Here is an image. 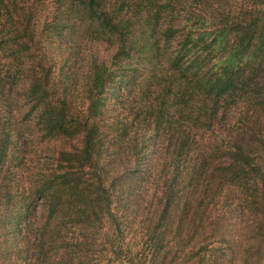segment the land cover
I'll list each match as a JSON object with an SVG mask.
<instances>
[{"label":"trees","instance_id":"obj_1","mask_svg":"<svg viewBox=\"0 0 264 264\" xmlns=\"http://www.w3.org/2000/svg\"><path fill=\"white\" fill-rule=\"evenodd\" d=\"M13 254L264 264V0H0V264Z\"/></svg>","mask_w":264,"mask_h":264},{"label":"rangeland","instance_id":"obj_2","mask_svg":"<svg viewBox=\"0 0 264 264\" xmlns=\"http://www.w3.org/2000/svg\"><path fill=\"white\" fill-rule=\"evenodd\" d=\"M62 6V4H55L52 5V9H51V14L52 13H56L58 12V9ZM68 9H66L67 11ZM84 26H80L81 30H88L86 28H83ZM80 35H72L69 36L68 39L66 40H57L55 37H53V40L50 44L49 41H47L45 43L46 47H47V56L49 57H53L54 59H56L59 63H62V61L65 58V51H64V47L67 45H72V41H75L76 44H79L78 39H79ZM83 38H81L82 41ZM67 42H70L69 44H65ZM50 47V49H49ZM103 47L100 46H95L94 50H98L100 53H102L103 51ZM59 63L56 62V68H59ZM120 96L123 95V93L119 94ZM127 107V103L123 104L122 106L119 105L118 101H111L110 99H108L107 101V108H108V115H112L113 117H120V118H125L124 121H129V119L131 117H127L126 113L123 111L125 108ZM126 122V123H127ZM129 123V122H128ZM153 157H151L152 161H153ZM147 163H149L148 160H146ZM152 197V193L147 194L145 197L139 199L135 205H131V209L129 211V215L127 217H129V226L126 230L127 233V239L126 241L131 243V244H137L140 242L141 240V233H140V227L143 224V222L147 219V216H149V211L147 210V203L149 202V199ZM40 207L37 206L34 210L35 214L33 216L34 220H38L39 216H40ZM30 232V236L33 235V231ZM20 236V234H19ZM18 236V237H19ZM17 237V238H18ZM20 238V237H19ZM10 240V239H9ZM244 238L242 237V242H244ZM10 247H12V251H15V249L17 248L16 245H14L12 243V241L10 240ZM238 260V259H237ZM11 262L12 264H23V263H17L16 259H15V255L13 254L11 256ZM238 264H240V262L238 261Z\"/></svg>","mask_w":264,"mask_h":264}]
</instances>
